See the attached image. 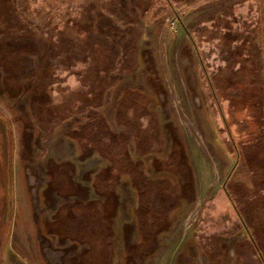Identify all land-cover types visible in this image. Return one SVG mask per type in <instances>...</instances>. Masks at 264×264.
Segmentation results:
<instances>
[{"label": "rangeland", "instance_id": "rangeland-1", "mask_svg": "<svg viewBox=\"0 0 264 264\" xmlns=\"http://www.w3.org/2000/svg\"><path fill=\"white\" fill-rule=\"evenodd\" d=\"M88 17L126 58L95 110L109 158L23 75L37 28L78 43ZM0 264H264V0H0Z\"/></svg>", "mask_w": 264, "mask_h": 264}, {"label": "trees", "instance_id": "trees-1", "mask_svg": "<svg viewBox=\"0 0 264 264\" xmlns=\"http://www.w3.org/2000/svg\"><path fill=\"white\" fill-rule=\"evenodd\" d=\"M86 20V25L75 22L78 43L66 35V30L59 25L55 27L47 23L44 25L45 28H37L35 40L42 41L45 48L42 54L43 65L37 71L26 70L23 75L25 74L31 81L33 92L31 103L35 115L41 121H47L52 114L59 116L60 119H66L74 114L87 113L84 122L77 129L79 131L77 136L80 139H86L90 148H94L103 157L109 158L114 146H117V139L111 132L105 130L102 124H99L95 110L102 106L106 90L115 80L113 72L123 70L122 65L126 63V58H123L125 56L120 57L107 44H102L95 39L93 34L96 32L92 20L89 17ZM32 33L27 32L22 35L27 39L32 36L31 39H33L34 34ZM19 52H23V49ZM17 55H19L18 51L14 49H9V52L5 54V59L7 57L11 68L24 67ZM80 64L84 67L83 70L77 72L78 87L68 91L67 106L56 110L59 106H54L55 96L50 94V90H56L57 86L58 92L67 91V86L62 85L65 77L72 74L71 71ZM49 104L54 107L50 108ZM126 109L120 111L119 116L124 117L128 113ZM129 122L135 123L136 121L127 117L122 124L127 127Z\"/></svg>", "mask_w": 264, "mask_h": 264}, {"label": "flooded vegetation", "instance_id": "flooded-vegetation-1", "mask_svg": "<svg viewBox=\"0 0 264 264\" xmlns=\"http://www.w3.org/2000/svg\"><path fill=\"white\" fill-rule=\"evenodd\" d=\"M240 218V217H239Z\"/></svg>", "mask_w": 264, "mask_h": 264}]
</instances>
